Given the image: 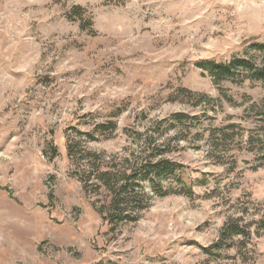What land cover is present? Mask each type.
Returning <instances> with one entry per match:
<instances>
[{
  "label": "rangeland",
  "instance_id": "rangeland-1",
  "mask_svg": "<svg viewBox=\"0 0 264 264\" xmlns=\"http://www.w3.org/2000/svg\"><path fill=\"white\" fill-rule=\"evenodd\" d=\"M240 58L264 68V0H0V264H264V79L196 65ZM148 158L194 195L137 174L146 206L104 218L102 172Z\"/></svg>",
  "mask_w": 264,
  "mask_h": 264
},
{
  "label": "trees",
  "instance_id": "trees-1",
  "mask_svg": "<svg viewBox=\"0 0 264 264\" xmlns=\"http://www.w3.org/2000/svg\"><path fill=\"white\" fill-rule=\"evenodd\" d=\"M82 9L80 7H76L74 11H72V16H77L79 18H82ZM86 26L84 28H88L91 26V23L89 21H86ZM262 47V45H259ZM231 64H235L236 66L245 67L248 70H253V63L247 59L240 58L233 60L232 63L229 62H218L215 60H209V61H200L197 62L196 65L206 70L213 78V76H227L230 74V68L232 67ZM255 73V76H257V79H264V68L263 69H254L252 71ZM183 92L190 93L187 89H180ZM174 119H176L179 122H185L189 120L191 117L185 113H176L173 115ZM167 128H170L172 123L167 122V119H164L163 121ZM110 128L115 127L114 122H110ZM147 144V143H146ZM68 154L71 157V151L68 149ZM185 167L178 162L169 161L166 159H146L144 163L140 165L138 168H132L129 173L123 172L119 173V177L117 180L114 181L111 177H109L108 172H102L101 176L103 178V181L105 185L107 186L109 192H110V209L108 211V215H103L104 218L107 220L111 219L112 213L124 215L125 218H129V220H134L136 217L134 215V208L136 211L139 209H142L146 206V203L144 200H142V196H139L137 194L136 188L138 186V181L140 180V177H143V175H137V174H144L143 179L146 177L148 181L153 182L154 177H171L176 182H179L181 184V189L179 192H182L183 194H186L189 197H192L194 195L190 183H186V179L183 176ZM100 176V177H101ZM142 180V179H141ZM191 182V180H189ZM135 205V206H134ZM134 206V207H133ZM132 207V208H127ZM130 210V212L128 211ZM129 212V213H126ZM244 233V229L238 228L235 224H226L220 231L219 239L216 243H214L211 246L207 247H201V249L209 253L212 248H218L220 247L221 242L224 240H227L232 235H238ZM100 264V263H96Z\"/></svg>",
  "mask_w": 264,
  "mask_h": 264
}]
</instances>
